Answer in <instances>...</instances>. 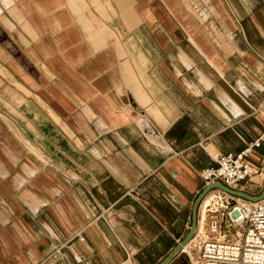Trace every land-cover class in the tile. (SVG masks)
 Here are the masks:
<instances>
[{"label":"crops","instance_id":"1","mask_svg":"<svg viewBox=\"0 0 264 264\" xmlns=\"http://www.w3.org/2000/svg\"><path fill=\"white\" fill-rule=\"evenodd\" d=\"M107 1L96 40L67 0H0V264H158L208 153L264 132L261 2L217 0L219 44L180 0Z\"/></svg>","mask_w":264,"mask_h":264},{"label":"built area","instance_id":"2","mask_svg":"<svg viewBox=\"0 0 264 264\" xmlns=\"http://www.w3.org/2000/svg\"><path fill=\"white\" fill-rule=\"evenodd\" d=\"M262 141L264 132L238 152L208 153L214 164L199 170L203 186L217 181L242 190L238 184L252 181V176L263 179L262 166L251 161L252 150ZM207 194L202 211L201 201L197 207L196 229L191 238L194 250L188 253L182 247L180 251L187 256L186 264H264V196L250 201L219 187H213ZM234 211H238L237 216L232 215ZM116 264L139 262L125 249V257Z\"/></svg>","mask_w":264,"mask_h":264},{"label":"rangeland","instance_id":"3","mask_svg":"<svg viewBox=\"0 0 264 264\" xmlns=\"http://www.w3.org/2000/svg\"><path fill=\"white\" fill-rule=\"evenodd\" d=\"M147 1H151V0H147ZM180 1L182 3V7L184 9H186L187 12L184 13L183 10H180L176 7L178 12L181 15L186 16V18H189L192 21L193 25L199 26V29L203 25H206L208 27L209 31L213 33L216 41H218L219 44H221V42L223 40H227L226 34H228L227 32H229L230 30L228 31L227 23L223 19V13L219 10L217 0H210V1L208 0V2H210V4L212 6H214V9L216 10V12H218V14H215L213 12L210 5L207 4V1L206 2L204 0H180ZM221 1L223 2L226 10L229 13V15L234 20L236 18L235 16H237V15L235 14V16H234L232 11L230 10L232 8L231 3L229 2L230 0H221ZM231 1L236 6L237 11L239 12V16L242 17V14H243V7L242 6L243 5L241 4V0H231ZM67 2H68L69 7L71 8V10L74 13L79 14L80 22L85 26V28L87 30L93 32V34L97 36L96 40H99L100 38L102 40V35H101L102 34L101 33L102 28H100L99 25L101 27H103L104 24H106V21H108L113 16L109 10L108 5H107L108 1L107 0H67ZM255 2H257V3L261 2L262 8H264V2H262V0H256ZM101 8H105V10H107V11H105L104 16H102L100 13ZM202 11H206L210 15L209 20L206 22H204L201 18L202 17L201 16ZM106 12L108 15L106 14ZM144 14L149 15V12L145 10ZM82 16L86 17L85 22L82 21ZM251 24H252V22H251ZM105 26H107V25H105ZM106 30H107V32L111 31V30L109 31L107 28H106ZM206 32H207V30H206ZM136 86H138V85H136ZM262 161H263V159H262ZM261 166H262V163H261ZM238 185L239 186L242 185V187H241L242 191H244L250 195H257L261 191V188L263 185V179H261V177L254 178V179H252V181H249L247 183L238 184ZM201 205H202V203H201ZM188 249L191 253V251L194 250L193 245L191 244L188 247ZM176 261L178 262L176 264H186L188 261L187 256L184 253H180V255L176 259ZM173 264H175V262Z\"/></svg>","mask_w":264,"mask_h":264},{"label":"water","instance_id":"4","mask_svg":"<svg viewBox=\"0 0 264 264\" xmlns=\"http://www.w3.org/2000/svg\"><path fill=\"white\" fill-rule=\"evenodd\" d=\"M262 168H263V174H264V159L262 162ZM213 187H219L223 190H225L226 192L233 194L235 196H239L241 198L250 200V201H255L258 200L260 198H262L264 196V175H263V185L261 188V191L259 192V194L257 195H250L242 190H236V189H232L229 188L225 185H223L220 182H211L209 184H206L202 190L199 192V194L196 196L194 202H193V207H192V218H191V224L189 227L188 232L186 233V235L168 252V254L158 263V264H168L173 257L179 253L183 247V245H185L193 236L194 231L196 229V213H197V207L198 204L200 203V201L202 200V198L213 188ZM233 216H237L238 215V211H234L232 213Z\"/></svg>","mask_w":264,"mask_h":264},{"label":"bare ground","instance_id":"5","mask_svg":"<svg viewBox=\"0 0 264 264\" xmlns=\"http://www.w3.org/2000/svg\"><path fill=\"white\" fill-rule=\"evenodd\" d=\"M114 16V15H113ZM185 57V56H184ZM186 58V57H185ZM205 77V76H204ZM204 81H205V79L203 80V81H201L202 83H204ZM206 82H207V84L205 85V86H207L208 87V84L210 83L209 81H207L206 80ZM209 82V83H208ZM205 84V83H204ZM211 84V83H210ZM209 84V86H211ZM212 148H214V147H212ZM217 151V150H216ZM216 151H213V152H210V154L211 155H214V153L216 152ZM264 175V174H263ZM259 177H261V176H252V178L251 179H254V178H259ZM210 194V193H209ZM209 194H206L203 198H202V200H201V203H202V207L200 206V211H202V208H203V206H204V204H205V202L207 201V199H208V195ZM207 196V197H206ZM206 197V198H205ZM202 225V223L200 222V226ZM192 240V239H191ZM191 240H189L185 245H183V250L184 251H186V252H188V253H190V251H189V249H188V247L191 245V244H193V242H194V240L193 241H191Z\"/></svg>","mask_w":264,"mask_h":264}]
</instances>
